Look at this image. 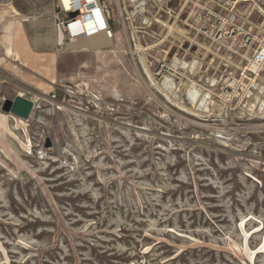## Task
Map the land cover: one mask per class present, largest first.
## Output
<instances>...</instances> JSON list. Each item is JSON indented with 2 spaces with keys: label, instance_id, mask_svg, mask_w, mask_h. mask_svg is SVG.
Masks as SVG:
<instances>
[{
  "label": "rangeland",
  "instance_id": "obj_1",
  "mask_svg": "<svg viewBox=\"0 0 264 264\" xmlns=\"http://www.w3.org/2000/svg\"><path fill=\"white\" fill-rule=\"evenodd\" d=\"M101 2L112 48L42 43L53 74L0 79V264H264V76L236 86L264 42V0ZM27 24L34 42L51 32ZM24 89L40 98L28 120L1 108Z\"/></svg>",
  "mask_w": 264,
  "mask_h": 264
},
{
  "label": "built area",
  "instance_id": "obj_2",
  "mask_svg": "<svg viewBox=\"0 0 264 264\" xmlns=\"http://www.w3.org/2000/svg\"><path fill=\"white\" fill-rule=\"evenodd\" d=\"M14 1L0 0V8ZM51 5L55 30L58 36L63 37L64 43H73L78 39H87L99 34H106L113 39L110 15L101 0H51ZM71 14L75 15L71 17ZM1 31L0 29V34ZM256 71L260 73L258 78ZM243 74L256 81L264 76V42H261L260 47L255 49L253 56L247 60ZM36 157L38 160H43V148L36 152Z\"/></svg>",
  "mask_w": 264,
  "mask_h": 264
},
{
  "label": "bare ground",
  "instance_id": "obj_3",
  "mask_svg": "<svg viewBox=\"0 0 264 264\" xmlns=\"http://www.w3.org/2000/svg\"><path fill=\"white\" fill-rule=\"evenodd\" d=\"M8 12H10L11 15L7 16L6 14ZM52 13H53V8H52V5H51V1H50V6L49 7L42 6L40 11L39 10H33L32 13H31L32 14L31 18H29L27 16L23 17L14 6H10L8 9L3 10V13H1V15H0V19L3 18V20L1 21V28H2V31L5 34H7V32H8L9 33L8 36H9L12 33V31H13V28H12L13 25H11V24H13V22H15V21H17L18 26L20 24L19 22L21 21V22L30 23V24H32V26H35V28H45V27H47V28H49L51 30L49 36H42L40 34H37L35 36V39H34L35 42L34 43H35L36 46L44 43V44H47L48 46H50L52 49L53 48H57L58 51H72L73 53H80V52L87 53V52H91V51L100 52L101 50H104V49L107 50V48H112V45H113L112 44V39L109 38L106 34H99V35H96V36H93V37H90V38H87V39H78L77 41H75L73 43H67V44L64 43L63 37L62 36H58L57 31L55 30V26H54V22L53 21L51 22V24H48V23L47 24H43L41 22L42 18L40 19V17L42 15H50ZM38 14H40V15H38ZM39 19H40V21H39ZM7 24H9V25H7ZM254 41L255 40H253V43H254ZM260 45H261V42L258 43V46H257L256 49H258L260 47ZM4 47H5L6 54L10 57L11 60H14L15 59V55L12 52L11 48H9L7 45H5ZM142 61H144V60H142ZM176 66H180V69L181 68L182 69H187V68L193 69L195 67V66H193V64L191 66L188 63H186L184 61H181V60L180 61L176 60L175 61V66L171 67V68H174V70L177 71V69H176L177 67ZM146 70H147V73L150 76L153 84L156 85V83L154 81V78L152 77V75L150 74V72L148 71L147 68H146ZM194 71L195 70H193L192 72H194ZM255 73H256V78H258V76H260V73L258 71H256ZM247 78H249V80ZM245 80L250 81L251 85H255V83H256L255 79L250 78V77L246 76L245 74H243L242 78L240 79V81H236V84H237L236 86H238V87L242 86V87L246 88V90L248 91L249 90V88H248L249 86H247V87L245 86V83H244ZM161 85H162L161 89L165 92L164 93L165 96L167 98H169V96L167 94V91L173 89L172 81L167 77V78H165V80L163 81V83ZM235 93H236V90L233 92V94H235ZM233 94L229 95V97L231 96V98H232ZM20 95H23V94H20ZM187 96H188V100L191 101V103L193 104V106L195 108L201 109V108H204V107L207 106L206 102H207V99L209 98V95L206 94V95H204V97L201 98L200 90L196 86H192L191 85V87L187 91ZM231 98H230V100H226L225 102L229 103L231 101ZM34 100H36V102H37L36 104H38L39 101H40V98L37 96V97H35ZM261 106H264V105L261 104ZM213 107H214V105H213ZM215 108H216V111L220 110L219 106H216ZM217 133L222 134L224 132L219 130Z\"/></svg>",
  "mask_w": 264,
  "mask_h": 264
},
{
  "label": "crops",
  "instance_id": "obj_4",
  "mask_svg": "<svg viewBox=\"0 0 264 264\" xmlns=\"http://www.w3.org/2000/svg\"><path fill=\"white\" fill-rule=\"evenodd\" d=\"M41 7V5H36L34 7V10L40 11ZM44 16L46 15H42L40 18H43ZM48 17L51 19V14L48 15ZM46 21H49V23H51L53 20L51 19ZM19 23V26L17 24V21L11 24L14 27L12 26L13 31L9 36L8 32L7 34L3 32L2 36L0 37V42L2 44L1 50H4L5 52L2 59H0V79L2 80L4 76H10L11 78L17 80L18 77H22L24 75L38 76V78H40V75L53 74V69L56 67L58 61V56L54 53L55 50H50L45 45L36 46L33 41V36L28 37L22 32V29L26 26V22L20 21ZM27 25L31 29V26L29 24ZM33 29L35 30L34 27ZM5 45L11 48L12 52L15 55L14 60H11L10 57L6 54L4 47ZM30 81H32L31 78H29L27 82L30 83ZM31 90L32 89H24L23 91L17 92L13 99L20 94H30L32 98L35 99V97H37L38 95Z\"/></svg>",
  "mask_w": 264,
  "mask_h": 264
},
{
  "label": "water",
  "instance_id": "obj_5",
  "mask_svg": "<svg viewBox=\"0 0 264 264\" xmlns=\"http://www.w3.org/2000/svg\"><path fill=\"white\" fill-rule=\"evenodd\" d=\"M75 14H71L73 17ZM35 102L30 94H23L16 96L13 100H4L2 103V111L11 114L22 120H28L32 111L35 108ZM52 146V142L49 138L46 139L45 147L49 148Z\"/></svg>",
  "mask_w": 264,
  "mask_h": 264
}]
</instances>
